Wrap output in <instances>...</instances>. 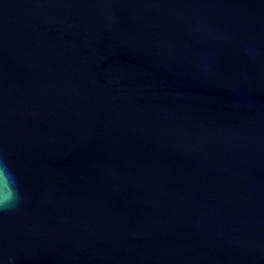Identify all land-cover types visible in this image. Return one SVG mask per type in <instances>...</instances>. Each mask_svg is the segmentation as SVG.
<instances>
[{"label": "water", "instance_id": "1", "mask_svg": "<svg viewBox=\"0 0 264 264\" xmlns=\"http://www.w3.org/2000/svg\"><path fill=\"white\" fill-rule=\"evenodd\" d=\"M0 264H264V0H0Z\"/></svg>", "mask_w": 264, "mask_h": 264}, {"label": "clouds", "instance_id": "2", "mask_svg": "<svg viewBox=\"0 0 264 264\" xmlns=\"http://www.w3.org/2000/svg\"><path fill=\"white\" fill-rule=\"evenodd\" d=\"M21 199L18 178L8 162L0 157V211L14 209Z\"/></svg>", "mask_w": 264, "mask_h": 264}]
</instances>
